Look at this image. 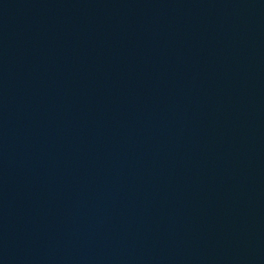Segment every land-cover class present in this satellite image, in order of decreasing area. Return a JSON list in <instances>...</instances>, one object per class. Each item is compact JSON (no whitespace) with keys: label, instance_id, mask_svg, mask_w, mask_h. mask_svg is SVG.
I'll list each match as a JSON object with an SVG mask.
<instances>
[{"label":"water","instance_id":"1","mask_svg":"<svg viewBox=\"0 0 264 264\" xmlns=\"http://www.w3.org/2000/svg\"><path fill=\"white\" fill-rule=\"evenodd\" d=\"M264 244V0H225Z\"/></svg>","mask_w":264,"mask_h":264}]
</instances>
